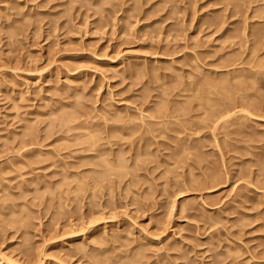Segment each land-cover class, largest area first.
<instances>
[{
  "label": "rangeland",
  "instance_id": "obj_1",
  "mask_svg": "<svg viewBox=\"0 0 264 264\" xmlns=\"http://www.w3.org/2000/svg\"><path fill=\"white\" fill-rule=\"evenodd\" d=\"M263 101L264 0H0V264H264Z\"/></svg>",
  "mask_w": 264,
  "mask_h": 264
},
{
  "label": "bare ground",
  "instance_id": "obj_2",
  "mask_svg": "<svg viewBox=\"0 0 264 264\" xmlns=\"http://www.w3.org/2000/svg\"><path fill=\"white\" fill-rule=\"evenodd\" d=\"M247 76V75H246ZM245 77V76H244ZM246 78V77H245ZM248 78V77H247ZM251 78V77H250ZM222 80V84H225V82L223 81V79H221ZM225 80V79H224ZM239 79H237V81H238ZM225 81H227V80H225ZM241 82H238V84H239V87H240V84H243V81L242 80H240ZM224 82V83H223ZM220 84H221V82H219ZM228 83H229V81H228ZM245 83V82H244ZM238 84H236L235 85V87L236 86H238ZM217 85V84H216ZM232 85V84H231ZM229 86V84H227V86H229V87H232V86ZM244 85V84H243ZM221 86V85H220ZM229 90H230V88H228ZM228 90V91H229ZM228 93V92H227ZM230 94V93H229ZM254 102V101H253ZM264 102V101H263ZM256 103V101L254 102V104ZM239 104V103H238ZM253 104V103H252ZM261 104V103H260ZM250 105V104H249ZM231 106V105H230ZM233 106V105H232ZM231 106V107H232ZM255 106H256V104H255ZM229 107V106H228ZM234 107V106H233ZM253 107H254V105H253ZM235 108V107H234ZM255 108V107H254ZM226 109V108H225ZM230 109V108H229ZM256 109V108H255ZM258 109V108H257ZM263 108H260V110H262ZM227 110V109H226ZM229 111V110H228ZM234 111V110H233ZM231 112V111H230ZM250 112H251V110H250ZM256 112H257V110H256ZM236 113V112H235ZM222 115V114H221ZM223 116V115H222ZM230 118V117H229ZM101 177H99V178H97V179H100ZM80 250H81V248H80ZM95 257H97V256H95ZM12 262V261H11ZM153 263V262H152ZM160 263V262H159ZM15 264V263H14Z\"/></svg>",
  "mask_w": 264,
  "mask_h": 264
}]
</instances>
